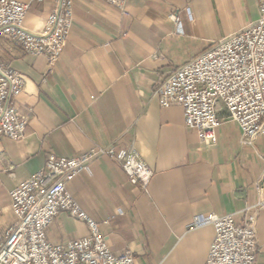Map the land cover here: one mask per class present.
<instances>
[{
  "label": "crops",
  "instance_id": "1",
  "mask_svg": "<svg viewBox=\"0 0 264 264\" xmlns=\"http://www.w3.org/2000/svg\"><path fill=\"white\" fill-rule=\"evenodd\" d=\"M20 1L29 4L23 27L34 34L62 7V0ZM260 15L259 0H127L126 12L104 0H75L73 27L53 66L0 34V64L22 74L14 103L28 119L23 139L0 138L1 224L12 219L11 192L50 154L133 145L153 170L147 191L107 155L68 185L115 254L130 251L136 264H207L215 228L190 229L193 217L233 214L238 224L255 217V264H264V135L244 145L219 103L216 137L202 142L182 107H165L156 95L172 72ZM89 233L62 212L48 236L62 242Z\"/></svg>",
  "mask_w": 264,
  "mask_h": 264
},
{
  "label": "built area",
  "instance_id": "2",
  "mask_svg": "<svg viewBox=\"0 0 264 264\" xmlns=\"http://www.w3.org/2000/svg\"><path fill=\"white\" fill-rule=\"evenodd\" d=\"M104 1L126 12L127 0ZM74 2L62 0L61 9L50 15L44 32L34 34L23 27L29 4L0 0V34L32 56L47 57L53 66L62 56L73 27ZM259 2L261 15L256 23L217 41L172 72L156 91L163 106L182 107L186 125L202 142L216 137L219 103L239 126L244 145L251 146L264 135V0ZM23 90L22 74L0 64V138H24L28 119L19 114L14 103ZM104 155L119 162L133 184L148 190L153 170L133 145L121 150L94 147L71 158L50 154L42 169L11 192L12 219L3 225L0 204V264H136L130 251L115 254L111 250L98 223L68 187ZM62 212L85 222L90 233L62 242L50 240L49 228ZM204 226L215 228L207 264H255L259 243L254 216L238 224L233 214H197L189 228Z\"/></svg>",
  "mask_w": 264,
  "mask_h": 264
}]
</instances>
